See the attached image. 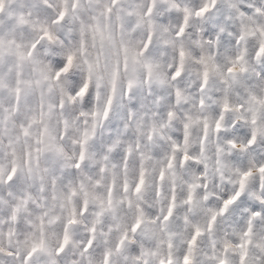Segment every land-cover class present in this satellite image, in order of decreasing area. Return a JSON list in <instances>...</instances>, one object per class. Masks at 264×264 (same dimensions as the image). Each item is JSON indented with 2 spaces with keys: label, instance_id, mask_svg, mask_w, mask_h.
Here are the masks:
<instances>
[{
  "label": "clouds",
  "instance_id": "clouds-1",
  "mask_svg": "<svg viewBox=\"0 0 264 264\" xmlns=\"http://www.w3.org/2000/svg\"><path fill=\"white\" fill-rule=\"evenodd\" d=\"M262 49L264 0H0V264H264Z\"/></svg>",
  "mask_w": 264,
  "mask_h": 264
},
{
  "label": "snow or ice",
  "instance_id": "snow-or-ice-1",
  "mask_svg": "<svg viewBox=\"0 0 264 264\" xmlns=\"http://www.w3.org/2000/svg\"><path fill=\"white\" fill-rule=\"evenodd\" d=\"M113 3H115V0H113ZM109 11H111V9H109ZM149 11H151V10H149ZM64 15H65V11H61L60 14H59L60 19H63ZM45 36H48L49 39L52 38L51 35L47 31L45 32ZM33 47H35V45ZM262 50H264V49H262ZM29 55H30V53H29ZM20 58L23 59V54L22 53L20 54ZM72 63H73V54L70 53L67 56V65L65 67H63L61 69V71L62 72H67L69 70V68L72 66ZM59 75H60V73H57V77H59ZM177 75H179V73H177ZM87 88H88V85L85 84L84 87L80 90L79 94L83 95L84 92L87 91ZM17 91H19V90H17ZM111 102H112L111 99H109V101H108L109 105H111ZM104 115H105V117L108 115L107 110L105 111ZM262 170H264V169H262ZM9 179L11 180V176L9 177ZM142 183H143V180L141 179V184ZM137 191H139V188H137ZM237 195H239V193H237ZM234 199H235V197H233V200ZM231 202H232L231 200L226 201L225 202V208ZM39 247H40L39 245L34 246L33 249H32V252L28 253L27 256L21 257L20 259H21L22 264H28V261L31 259L32 254L35 253ZM9 255H11V253H9Z\"/></svg>",
  "mask_w": 264,
  "mask_h": 264
}]
</instances>
